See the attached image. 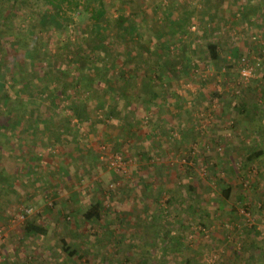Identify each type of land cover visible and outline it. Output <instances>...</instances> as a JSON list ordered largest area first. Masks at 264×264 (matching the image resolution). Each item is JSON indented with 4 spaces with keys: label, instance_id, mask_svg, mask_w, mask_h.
Segmentation results:
<instances>
[{
    "label": "rangeland",
    "instance_id": "1",
    "mask_svg": "<svg viewBox=\"0 0 264 264\" xmlns=\"http://www.w3.org/2000/svg\"><path fill=\"white\" fill-rule=\"evenodd\" d=\"M105 1L109 5L105 27L110 28L108 23L113 24L118 14L132 18L125 25L135 26L133 41L128 40L133 47L138 44L139 33L144 47L168 42L169 51L162 66H157L160 72H169L161 74L167 83L161 86L162 104H148V79L144 80L145 85L139 74L135 80L127 81L130 88L126 85L123 90L132 101L130 105L122 93L102 95V100L115 105L111 117L105 109L94 107L99 93H90L78 84L71 94L78 96L82 110L87 109L82 113L96 115V120L90 122L82 114L80 119L69 109L62 113L72 98H56V106L45 99L46 109L58 113L53 123L61 124L64 117L71 116L62 123L64 129L55 124L44 129L41 120L36 137L27 129V125L37 123L29 112L24 113L25 118L32 120L22 123L23 127L19 122L17 129H0V148L9 154L0 152V159L11 181L4 187L0 183V264H175L162 246L161 234L183 235L187 227L180 226V219L174 216L182 214L181 207L178 211L167 207L171 196L168 189L178 190L176 197L202 200L194 207L204 209L201 212L205 215L207 209L218 207V200L202 199L206 189L213 187L221 192V186L228 183L233 187L232 199L222 204V217L229 219L230 209L238 208L246 216L245 223L264 234V161L248 162L245 156L256 145L264 146V0H134V4L129 0ZM172 20L185 25L184 34L171 35ZM92 23L86 14L75 15L67 31L63 29L57 40L46 45L47 49L54 52L66 46L64 54L67 52L65 55L70 57L76 39L84 30L91 32ZM86 42H92L91 37L80 43ZM209 43L218 45L219 55L214 61L209 56ZM146 50L138 45L134 52L145 57L152 55ZM244 57L255 68L249 80L239 72ZM63 60L62 66L69 68L66 57ZM121 64L122 59L118 68ZM190 64L196 65L195 74L186 68ZM58 74L52 67L48 77L54 79ZM59 82L53 83L55 87ZM243 101L253 111L248 117L247 112L240 113L236 107ZM136 116L141 119L137 121ZM163 117L165 121H159ZM128 118L138 124L139 140L135 146H131L134 140L127 138V132L134 130ZM254 120L257 125L263 124L258 137L254 133L260 130ZM187 126H191L188 132ZM154 127L160 131L155 138L160 149L152 153L147 150L150 144L144 135ZM161 134H169L171 146L162 147L157 140ZM19 138H23L22 142ZM123 141L126 147L121 145ZM138 148L145 151L143 158ZM193 168L195 172L191 173ZM190 183L195 184L196 191L185 187ZM209 194L213 195L212 190ZM98 201L106 209L102 219L97 223L84 222L83 212ZM138 203L140 207L136 208L134 204ZM250 203H255L256 208L249 209ZM26 218L48 222L47 234L40 237L26 233ZM205 218L209 222L204 231H199L200 224L193 218L194 232L185 240L191 251L184 245L172 254L175 260L194 255L193 264H264L261 256L244 260L248 251L238 253L241 245L235 243L232 233L235 237L246 236L247 242L264 249L262 239L224 223L212 222L210 226L212 217ZM223 230L232 232L229 241L214 246L211 237H221ZM63 238L83 253L81 261L76 256H66ZM144 256L148 258L143 259Z\"/></svg>",
    "mask_w": 264,
    "mask_h": 264
},
{
    "label": "trees",
    "instance_id": "2",
    "mask_svg": "<svg viewBox=\"0 0 264 264\" xmlns=\"http://www.w3.org/2000/svg\"><path fill=\"white\" fill-rule=\"evenodd\" d=\"M133 1L134 0H129V3L134 4ZM208 1L211 2V0H206V2ZM108 13L109 5H107L105 0H0V112L2 113V116L0 117V129L4 131L17 129L20 125L19 122L22 127V123L25 121H27L28 124V122H31L32 119L25 118L24 113L27 112L31 114V118H37L34 121L37 123L27 125V129L31 130L29 133L35 135L36 137L38 136L37 131L38 128H40L38 122L41 120L44 123V129H50L52 124H55L53 123L56 117L55 114L58 113H55L56 111H51L53 109H46L43 104V100L45 99L51 100V103L55 105L56 102L54 101L56 98L58 100L72 98L70 106L68 105V108L61 109L62 113L63 110L69 109L73 116L77 115L80 119H82L81 116L83 115L84 118L88 119L90 122L94 119L96 120V115L91 116V114H89L88 116L87 114V116H85L82 113L87 111V109L82 110V102H80L77 98L78 96H73L71 94V90H74L78 84H83L84 89L90 93L91 91L99 93V97H97V104L94 103V107H97V109L99 107L105 109V113L111 117L113 112L112 110L115 105H111L106 103L105 100H102V95L112 93L114 96H118L122 93V95L127 99L128 105H130L132 101L128 98V93L126 94L123 90L126 88V85L130 88V84L127 81L135 80L139 74H141L142 81L145 85H147V82L144 80L148 79L149 92H147V97H145L148 104H162L160 101V96L162 95L161 86H163L162 84L166 86L167 83L164 82L165 78L162 77L161 74H168L169 72H160L157 66H162V60L169 51L167 49L168 42L161 41V47L158 46L160 43L155 46L144 47L142 45L144 39L141 36V33H139L140 39L139 41L136 40L138 44L133 47L131 45L132 43H128V40L133 41L132 33L136 31L135 26L130 27L125 25V23L131 22L132 18L127 17V15L123 13L118 14L117 17H115V21H113L114 23H108L110 28H107L103 23L104 21L109 22ZM82 14H86L87 17L93 21L91 26L92 31L87 32L84 30L83 35L80 36L79 39H76L75 51H72V55L67 57V55H65L67 52L64 54V48L67 49L65 45L64 48L56 49L54 52L47 49L46 45L57 40L63 29L64 31H67L70 26V22H73L75 15ZM172 23L173 25L170 26L171 35H180L185 33V25H181L178 20H172ZM111 26H113V29ZM126 34H128L129 37ZM88 37H91L92 42H86L85 45L80 43ZM138 45L141 49H147L146 51L152 53V55L145 57L143 55H139L138 53L136 54L134 50ZM120 46H123L124 48L120 50ZM208 49L210 59L212 61L216 60L219 55L218 45L216 43H209ZM124 54L126 55L123 57ZM63 55H65L67 59L66 66H69V68L72 67V69L62 66L64 61L63 59H65ZM121 59V68H118V62ZM130 63L134 64L131 65ZM52 67L59 72L54 79L48 77ZM147 68H149V70H146ZM186 68H188L189 72L191 71L194 74L197 70L195 64L187 65ZM66 75H70L72 78L70 77L71 79H69ZM46 77H48L49 81L45 80ZM170 77L171 75L169 78ZM60 80L63 81L59 82ZM55 81L59 82L56 87L55 84H53ZM171 81H169V83ZM45 94L46 96H44ZM216 95L220 97L219 93ZM129 107L131 108V106ZM236 107L240 113L247 112V117L249 114L252 115L253 113L250 109L251 107L249 103H245V101L238 103ZM131 111L134 112L135 110ZM80 114L82 115L80 116ZM70 117L71 116L64 117L63 122H68ZM135 119L138 121L141 119V116H136ZM135 119H133L134 122L130 118L127 119L131 120L132 129L134 128L133 131L129 130L127 132V138L134 140L132 141L133 143L131 146H135L136 142H138L137 140L139 139V135L136 133L138 124ZM135 122L136 124H134ZM15 123H17V125H15ZM62 123L55 124L54 126L63 128ZM187 127L190 128L191 126ZM2 130H0V134L3 133ZM151 135L152 137L149 140V151L154 153L160 148L156 146V134L151 133ZM163 136L157 139L161 143L162 147H164L165 144L171 146V138L169 137V134ZM22 140L23 138H19V142H22ZM124 141L127 142V139L125 138ZM124 141L121 145L125 146ZM32 143L34 144L35 141H32ZM0 152L3 154L7 153H5L2 148H0ZM223 152L226 154L227 150H224ZM7 155L9 154L7 153ZM262 155H264V149L259 147L256 149L253 148V150L245 156L248 162L254 163L255 159ZM188 157H191V155ZM190 170L191 173L195 172L194 168ZM9 176V174H6V165L4 164L3 159H0V183H3L2 187L11 184ZM146 184L150 183H145V185ZM185 187H187V189L191 192L197 190L195 184L192 183L186 185ZM154 190L155 189H153V191ZM206 190H208L207 193ZM206 190H203V194H206H204L202 199L205 201H207V198L211 200L216 199L218 200V207L215 208V210L207 209L205 215H202V212H205L203 211L204 209L194 207L196 204L199 205L203 203L202 200L200 203L196 200L197 198L193 196H190L188 199L180 196L176 197L175 192L178 193V190H166L171 194L166 201L167 207H171L173 208L172 210L175 211H178V208L181 207L180 209L182 214L177 213L174 216H177V218L180 219V226L187 227V230L183 235H173L169 237V232H161L162 246L167 249L171 259L176 261L175 264H193L194 262V255H190L188 257H178L176 260L172 256V254L181 251V248H183L184 245L191 251V246L186 244L185 240L189 239V233L194 232V229L191 227V221L193 218L197 224H200L199 231H202L203 228L208 225L207 223L209 221L205 220L206 216L208 218L212 217L209 225L212 222H219L220 224L224 223L233 227L236 231L241 230L244 233H251L253 236H256V238H260L264 241V234L260 235L261 231H259L256 226H249L245 223L246 216L243 213H240L238 208L235 209V207H232L230 209L229 219H224L222 217L223 214L220 212V209H224V207H222L223 203L227 202L229 198L232 199V185L228 183L222 185L220 188L221 192L213 189V187L209 189L207 188ZM209 190H212L213 195L209 194ZM0 191L2 193L3 190ZM156 193H158L157 196L161 195V192ZM214 194H216L219 199H217ZM176 201H178V203H176ZM261 203L264 206V195ZM255 205V203H250L249 209L253 210V208H256ZM135 206L138 208V206L140 207V204H135ZM104 208V205L99 201L92 203L83 212V221L92 223L99 222L102 219L103 211L106 210ZM169 211L171 210L169 209ZM141 212H143L142 209ZM197 212H199V215L194 217L193 214ZM25 223V232L29 233V235L43 237L47 234L48 222H38L34 221V219L28 220V218H26ZM241 225H243V227H241ZM231 233L228 234L223 230L221 237L213 235L211 237L212 244H215L214 246H218L221 241H229ZM245 237H235L232 233V238L235 243L239 242L241 245L239 249H237L238 253L241 254L242 251H248L245 254L244 260L248 261V259L255 256H261V258L264 259V249L259 247L257 243L254 245L247 242ZM145 242L146 241H144V244ZM144 244L143 248H146V245ZM62 248L65 251L66 256H69L70 258L76 256L80 259V261L83 259V253L78 252L76 248L72 247L69 240L66 238L62 239ZM146 258L148 257H143V259Z\"/></svg>",
    "mask_w": 264,
    "mask_h": 264
},
{
    "label": "crops",
    "instance_id": "3",
    "mask_svg": "<svg viewBox=\"0 0 264 264\" xmlns=\"http://www.w3.org/2000/svg\"><path fill=\"white\" fill-rule=\"evenodd\" d=\"M227 107H228V106H227ZM171 118H172V117H171ZM162 120L165 121V118L163 117V118H161L159 121H162ZM254 121H255V120H254ZM158 123H159V122H158ZM253 123H254L257 127H259L258 129H259L260 131L257 130L258 132L255 131V133H254V134H255V137H258V133H259V132L261 133V131H262V130H261V126H262V128H263V124L261 123V126H260L259 124L257 125L256 121L253 122ZM129 124H132V122L129 123ZM134 124H136V122H135ZM134 124H133V125H134ZM255 125H254V126H255ZM173 127H174V126L172 125L170 128L172 129ZM155 129H156V128L154 127V129L152 130L151 133L156 134V135H155V138H157V136H158L157 134L160 133V131H155ZM174 129H175V128H174ZM174 129H172V130H174ZM186 129H187V132H188V130H189L188 127H187ZM151 133L149 132L148 135H144L145 138H146V139H145V138H144V139L147 140L148 143H149V140H150L151 137H152V136H151ZM145 134H146V133H145ZM159 135H160V134H159ZM162 135H163V134H161V136H162ZM138 140H139V139H138ZM138 140H137V141H138ZM256 140H258V138H257ZM170 142H171V141H170ZM134 143H135V142H134ZM136 144H137V142H136ZM149 144H150V143H149ZM256 144H257V143H256ZM260 144H261V145H256L254 148L256 149V148L261 147V148L264 149V146H262L263 143H260ZM131 145H132V144H131ZM180 145H181V143H180ZM137 146H139V145H137ZM168 146H169V145H168ZM166 148H167V147H166ZM138 149H139V148H138ZM142 149H143V148L139 149V152L141 153V154H140L141 157L144 156V154H145V151H143ZM147 150H149V148H148ZM137 152H138V150H137ZM145 155H146V154H145ZM263 157H264V155L260 156L259 158H256V157H255L256 159H255L254 162L257 163V162H259V161H264V158H263ZM142 158H143V157H142ZM134 205H135V204H134Z\"/></svg>",
    "mask_w": 264,
    "mask_h": 264
},
{
    "label": "built area",
    "instance_id": "4",
    "mask_svg": "<svg viewBox=\"0 0 264 264\" xmlns=\"http://www.w3.org/2000/svg\"><path fill=\"white\" fill-rule=\"evenodd\" d=\"M255 68L251 63H249V60L245 57L242 58L241 66H240V74L245 80H249L254 76Z\"/></svg>",
    "mask_w": 264,
    "mask_h": 264
}]
</instances>
